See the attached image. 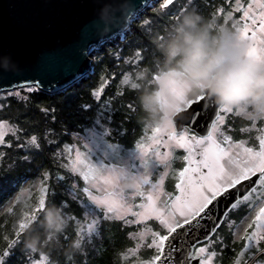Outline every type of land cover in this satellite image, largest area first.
<instances>
[{"label":"trees","instance_id":"16d2710c","mask_svg":"<svg viewBox=\"0 0 264 264\" xmlns=\"http://www.w3.org/2000/svg\"><path fill=\"white\" fill-rule=\"evenodd\" d=\"M176 1H179V5L187 2ZM160 4L159 0L157 4L145 7L142 14L133 19L124 37V34H120L95 47L97 50L91 54L93 69L70 87L57 92L40 88L38 91H26L23 95H9L10 90L1 91L0 121L9 122L12 128L4 136V143L0 144V253L9 247L11 240L17 238L20 222L24 220L27 223V227L20 232L19 243L13 249L7 264H27L26 257L37 261L43 255H47L56 264H123L121 253L128 244L126 240L129 239L132 225L119 220L105 221L104 226L99 228L100 237H94L92 243L82 245L79 251L74 252L70 248L71 241L79 238L76 236V228L80 222L75 225L67 217H81L82 208L69 199L68 186L75 182L81 187L83 181L80 176L71 175L63 167L69 163V154L65 152V148L74 146L76 149L82 143L81 136L87 134L84 130L93 126L94 118L106 103L112 117L109 125L116 126V130L106 137L107 141L129 149L138 142L145 143L146 120L149 116L141 105L140 97L159 87L154 78L168 67L165 64L164 47L176 34V27L186 15L199 14L202 17L200 26L207 28L209 32V42L217 35L219 46L223 42V31L212 30L209 25L217 28L224 26L227 31H231L235 18L241 16L239 12L234 13V18L230 21L224 15H216L220 8L228 13L235 7L234 3L230 6L229 0H192L183 14H180L181 9L176 5L170 6L161 14ZM144 16L158 22L159 26L152 37L143 29L140 17ZM237 26L241 27L242 24ZM161 32L163 37L160 36ZM115 46L128 54L132 52L131 48L134 50L140 46L143 58L138 63L131 60L123 62L115 56ZM97 57L100 61L96 60ZM126 77H130L129 83H123ZM133 83L139 87L133 89ZM102 84L105 86L97 101L92 93L99 90ZM129 105L133 106L131 110ZM82 106H91V109ZM250 124L251 121L244 116L235 115L226 122L224 131L232 133L236 138H247L254 134V129L247 132L241 129ZM256 125L258 128L263 127V123L258 120ZM32 137L37 138L39 147L31 142ZM74 152L71 153V158ZM177 162L174 161L176 168ZM59 177L64 179H58ZM167 183L168 186L173 184L171 175ZM43 188L47 189L43 194L46 209L53 205L61 208L67 220L64 232L55 239L51 235L45 237L46 210H39ZM65 201L69 205L67 208L61 206ZM247 212L248 209L237 211V223ZM33 214L36 219L29 220L28 217ZM153 223L158 225L157 221ZM234 231L235 228L228 232V241L224 245L219 244V248H215L220 250L219 262L222 259L229 261L237 253L240 242L232 237ZM32 237L42 241L35 248V253L26 246ZM45 240L48 242L44 243ZM206 242L208 241L200 245H205Z\"/></svg>","mask_w":264,"mask_h":264},{"label":"snow or ice","instance_id":"6c2138e0","mask_svg":"<svg viewBox=\"0 0 264 264\" xmlns=\"http://www.w3.org/2000/svg\"><path fill=\"white\" fill-rule=\"evenodd\" d=\"M175 0H163L164 7L173 5ZM235 7L228 13L223 8L217 10L216 15H224L226 20H233L234 13H241L239 18H235L232 24L233 33L239 40L246 41L247 47L245 55L254 59L260 64H264V0H229ZM150 23L145 21V24ZM242 24V27L237 25ZM210 29L222 32L223 27L210 24ZM259 34V47H256L257 35ZM137 59L143 57L138 52ZM130 77H126L123 83H129ZM107 82H105L106 84ZM105 84L99 90L93 91L94 98L99 101ZM23 87L28 92L38 91L41 87L39 81L25 82ZM133 89L139 85L131 84ZM183 88H175L177 104L168 113L162 123L152 129L153 135L150 137L151 144L147 147L143 142H138L135 147L129 149L119 144L108 143L106 137L109 134L105 123L111 120V110L106 103L93 120V126L86 128L88 133L85 137L86 143L81 147L86 152V158L95 155L94 161L89 160L88 171L80 165V153L74 146L65 148L69 154V163L63 165L73 176H80L84 186L80 187L75 182L68 186L69 199L81 206V217L69 216L73 224L87 221L83 228L77 226L78 240L87 237L89 240L93 235H99V228L103 221L119 220L126 225H143V229L135 234H129L130 238L139 237L141 241L150 236L146 243L147 248L154 250L155 255L147 261H137V264H168L173 253L179 251L174 243L180 233L187 226L191 228L194 223L209 216L221 199L231 200L228 210H236L241 206H247L254 219L247 225V229H253L250 233L245 229V235L239 237L244 241L240 257L247 253L249 258L264 256V134L258 135V143L255 147L246 146L247 141H232L231 136L220 133L221 139L217 140L213 135L217 131L218 124L223 122L221 113H233L237 116H244L250 121L264 119V115L253 114V112L240 113L227 105L217 104L215 99L201 91L191 95H186ZM9 95H19V91L9 92ZM193 105H198V109H193ZM91 109V106H82ZM129 105V109H132ZM192 110V111H189ZM211 110L214 113V120L210 124L211 132L203 137L189 135L190 128L181 127L177 132L173 126V117L180 112L190 116L188 124H195L197 120L207 115ZM48 111V109H42ZM107 113V114H106ZM182 125L185 123L183 117H179ZM4 127L0 124V128ZM161 129L168 131L169 139L165 141L162 136H157ZM247 132L249 129H241ZM264 132V129L261 130ZM4 134L0 133V144L4 143ZM36 137L31 138V142L36 143ZM10 146V145H9ZM181 148L185 149L186 155L181 159L186 162L178 173H174L177 182L176 195L163 193L165 199L160 200V207H157L159 191L150 192L145 195L144 186L150 185L153 190H159L160 184L167 172H162L155 184H152L150 175L158 170L159 166L170 167L172 152H161L160 148ZM76 151L75 158H71V153ZM27 159V157H25ZM107 161V162H105ZM46 177L48 174H45ZM132 177L136 181V186L131 188V193H125L123 181ZM58 179H64L59 177ZM47 189H42L39 200V210H46L44 193ZM136 197L146 200L147 203H133ZM62 207L67 208L68 203L62 202ZM211 206V207H210ZM27 215V214H26ZM91 216V220L88 217ZM131 216L132 219H126ZM29 220H35V215H30ZM155 220L162 226V231H153L147 221ZM221 221H217L219 227ZM27 227V223L22 220L16 239L11 240L9 247L0 253V264H7L8 259L13 254V249L19 243V235ZM209 238L206 237V240ZM235 242V240L233 241ZM141 245L129 250L133 255L139 252ZM33 253L35 248H31ZM203 254H207L206 256ZM215 251H209L207 245L197 247L190 251L186 259L196 261V264H210L212 258L216 257ZM27 264H39V262L26 257ZM235 264H241L237 260ZM246 264V262H245ZM255 264H264V260H256Z\"/></svg>","mask_w":264,"mask_h":264},{"label":"water","instance_id":"95a60500","mask_svg":"<svg viewBox=\"0 0 264 264\" xmlns=\"http://www.w3.org/2000/svg\"><path fill=\"white\" fill-rule=\"evenodd\" d=\"M153 1L0 0V92L33 81L49 92L70 87L93 69L91 50L123 35ZM179 117L184 118L183 125ZM173 120L177 131L183 126L206 136L214 113L209 110L195 124L187 123L190 116L184 112ZM231 202L221 199L209 216L191 228L178 229L174 243L179 251L168 264H196L186 259L187 254L217 232ZM217 221H221L219 227Z\"/></svg>","mask_w":264,"mask_h":264},{"label":"clouds","instance_id":"9594fccd","mask_svg":"<svg viewBox=\"0 0 264 264\" xmlns=\"http://www.w3.org/2000/svg\"><path fill=\"white\" fill-rule=\"evenodd\" d=\"M201 19L199 14L191 13L176 27V34L164 47L168 67L160 74L159 87L140 97L144 111L152 121L165 120L168 110L160 105V98L174 75H178L190 91L207 92L217 104L230 106L240 113L251 109L257 115H264V64L247 57V42L230 31L224 33L223 43L211 47L207 28L200 26ZM127 187L131 189L133 185ZM45 218V237L58 238L67 225L62 209L55 205L47 208ZM41 242L40 238L32 237L26 246L37 248ZM80 247L78 239L71 241L74 252Z\"/></svg>","mask_w":264,"mask_h":264},{"label":"rangeland","instance_id":"374dc122","mask_svg":"<svg viewBox=\"0 0 264 264\" xmlns=\"http://www.w3.org/2000/svg\"><path fill=\"white\" fill-rule=\"evenodd\" d=\"M160 1H161V4H160L161 5V9H160L159 13H161L162 11L165 12V10H168V8L170 6H172V5H170L167 8H165L164 7V4H163V0H160ZM158 2H159V0L153 1L151 3V6L157 4ZM190 2H192V0H187L186 3H183L182 5H179V1H176L175 0V2H174L173 5L179 6V8L181 9L180 14H183L184 11L188 8V3H190ZM141 14H142V12L139 13L137 15V17H139ZM168 17H170V16H168ZM140 18H141V23L143 25V29L145 30V32L148 33V35H150L152 37L154 35V33L156 32L157 27L159 26L158 25V22L156 20H154V19H151V18L147 17V16L140 17ZM145 21H149L150 23L145 24ZM169 21H171L170 18H169ZM223 28L226 29V30L223 31V34H222L223 35V42H224L225 41L224 33L227 31V28L224 27V26H223ZM124 36H125V34L122 37H124ZM160 36L163 37L162 32L160 33ZM214 36H215L214 37V40L211 41V42H209L210 43V46L213 47V48L218 47V43H217V41H218L217 37L218 36L217 35H214ZM258 41H259V34L257 35L256 47H259L260 46ZM96 50L97 49L93 48L91 50V54H93V52L96 51ZM131 50H132V52H130V54H128L127 52L122 51L119 46H115V50H114L115 53L114 54H115V56L118 59H122L123 62H128V61L131 60L132 62L138 63L140 59H137V55L136 54L139 52L141 54V56H143V50H142V48L139 46V47H136L134 50L131 48ZM96 60L97 61H100L98 59V57L96 58ZM160 74L161 73L157 74L155 76V78H154V80H156L157 83L160 80ZM177 87L183 88L187 92L186 95H191V94L197 93V92L190 91L189 90V87L184 83V81L181 78H179L178 75H174V77L172 79V82L170 83V85H168L167 88H165V90L163 92V95L160 98V105L164 109L168 110V113H170L172 111V109L175 107V105L177 104V97H176V94H175V88H177ZM9 90L11 92L19 91V95H23L24 92L27 91L25 88H23V86H18V87L9 89ZM2 92H4V91H2ZM2 92H0V93H2ZM198 92H201V91H198ZM235 111H237V110L234 109V112ZM248 112H253V111L251 109H249ZM253 114H255V113L253 112ZM221 115L223 117V122L220 123V124H218L217 131L213 133V135L215 136V138L217 140H218L217 135L219 136L220 133L223 134V132H224L226 135H229L228 132H225L224 131V129L226 127L225 126V124H226L225 122H229L230 121V118L233 116V113H221ZM149 118L150 117H148L147 118L148 120H146V125L147 126H146L145 133L147 134V140L144 143L146 147L151 144L150 137L153 135L152 129L155 128L157 124L162 123V122L152 121ZM257 120L259 122L263 123V127L262 128H258L257 127V125H256V121ZM257 120L251 121V124L249 126H247V129H249V130L250 129H254V131H253L254 134L253 135H250V136L248 135L246 139L245 138L238 139L239 141L240 140L247 141L246 146L255 147L256 144L258 143V141L256 140V137L258 135L264 134V132L261 131L262 129H264V119H257ZM109 122H111V120H108L107 122H103L102 121V123H105V127H107V129L109 131V134L108 135L112 134L114 132V130H116L115 129L116 126L115 125L110 126L109 125ZM0 124H3L4 125V127L0 128V133H3L4 136H5L7 134V132L9 130H11L12 125L9 122H7V121H0ZM173 126H174L175 130L177 131L176 126H175V123H174V120H173ZM177 132H179V131H177ZM87 135H88V133L86 135H84V136H81L82 143L80 145H77L76 146V151H79V153H80V160L82 162L80 166L85 171H88L89 160L94 161L96 159L95 155L86 158V152L81 147L82 144L86 143L85 137ZM156 135L158 137L159 136H162L165 141H167L169 139V137H168V131L166 129H161V132L160 133H157ZM189 135H190V133H189ZM230 135L233 137V134L232 133H230ZM4 136H3V138H4ZM193 136H196V135H193ZM108 143L114 144V143H111V142H108ZM76 151L74 152V154L72 156L73 159L76 156ZM160 151L161 152H164V153H167L168 151H171L172 152V159L170 161V167L164 168L163 166H159L158 170L153 171L151 173L150 180H151L152 184H155L157 182V180L159 179L160 174L162 172H167V175L164 177L163 181L161 182L159 190H153L150 185H145L144 186L145 195H147L150 192H154V191H159L160 192V195H159V197L157 199V207H160L159 201L165 199V197L163 196V193L164 192H167V193L172 194V195L178 194V192L175 189V183L177 182V180H176V176L174 175V173H178L179 170L183 166H185V163L186 162H184L181 158L184 155L187 154L186 151H185V149H181V148L168 149V148L161 147L160 148ZM175 160L178 161L177 162V165H178L177 168L174 167V165H175L174 164V161ZM172 170H173V173H171ZM170 175H171V177L173 179V184L171 186H168V183L167 182H168V179H169V176ZM128 184H132L133 185L132 188H134L136 186L135 179L132 178V177H129V178H127V179H125L123 181V185L122 186H123V188H125V193L126 194L127 193H131V191H132L131 189H129L127 187ZM83 186H84V182H83V184H82L81 187H83ZM141 202L147 203L146 200H142V198H140V197H136L135 200L133 201V203H141ZM91 218L92 217L89 216L88 217V220H91ZM126 219H132V217L129 216V217H126ZM237 219L238 218L233 214V212H229V214L227 215V217H226L225 221L223 222L222 226L217 230V232L209 240H207L208 242L205 243V245L208 246L209 251H215L217 253L216 257H214V258L211 259L210 264H235V262L237 260L241 261V264H243L245 261H247V264H255V261L256 260H264V256H256L255 259L249 258L248 255H247V253L245 254L244 257H240L239 256V253L242 250L243 245H244V241L242 239H239V237H242V236H244L246 234L245 233V229H247V225L252 222V219H254V213H252L250 211V209L248 208V212L245 214L244 217H242L241 219H239L240 220L239 223H237L238 222ZM86 222L87 221L80 222L79 228L83 227V225ZM153 222H155V220L147 221V225L153 231H162V226L159 225L158 222H157L158 225L155 226V224ZM104 224H105V221H103L101 225L104 226ZM236 224H238V225L236 226ZM131 227H132L131 228L132 231H131L130 234H135L137 232L142 231V229H143V225L132 224ZM234 228H235V231H234V234L232 235V237L236 241L240 242V246L236 250L237 253H235V255L232 258L229 259V261H227L226 259H224V260L222 259L219 262L220 254L218 255V253H220V250H216L215 248H219L218 247L219 244H223V243L225 244V242L228 241V232L230 230L234 229ZM252 230L253 229H247V231L249 233ZM76 236L78 237L77 231H76ZM98 236L100 237V235H93V237L90 240L87 237L83 238L81 240V247L84 244L88 245V244L92 243V239L94 237H98ZM149 240H150V236H148L143 241H141V239L139 237H137L136 239H132L129 236V239L126 240V241H128V244L126 245V249L121 253V263H123V264H126V263L135 264V261L136 260H138V261H147V260L151 259V257L153 255H155L154 250L149 249L146 246H144V245H146V243ZM138 244L141 245V247L139 249V252L136 253L135 255H133L132 252L129 251V250L135 249ZM205 245H202L201 246L200 243H199L198 246H196V247H200V246L203 247ZM261 247H262V244H261ZM203 255L206 256L207 254H203ZM37 262H39V264H56V263H53L47 255H43L40 260H37Z\"/></svg>","mask_w":264,"mask_h":264},{"label":"flooded vegetation","instance_id":"af4514ba","mask_svg":"<svg viewBox=\"0 0 264 264\" xmlns=\"http://www.w3.org/2000/svg\"><path fill=\"white\" fill-rule=\"evenodd\" d=\"M233 116H235L234 114H233ZM226 123V122H225ZM224 123V124H225ZM212 131V130H211ZM190 135H196L197 137H203V135H200V134H198L196 131H193V130H191L190 129ZM223 135H226L224 132H223ZM227 136H231L230 134L229 135H227ZM232 137V136H231ZM217 138H218V140H220L221 139V136H220V134H219V136L217 135ZM238 139H240V138H236V137H232V141L234 142V141H239ZM246 139V138H245ZM173 166V165H172ZM242 209H248L246 206H241V207H239L238 209H236V210H231V211H229V212H233V214L235 215V216H238V214L239 213H237V211H239V210H242ZM229 212H228V214H229ZM227 214V215H228ZM227 217V216H226ZM198 246V245H197ZM202 246V245H201ZM200 246V247H201ZM197 248V247H196Z\"/></svg>","mask_w":264,"mask_h":264}]
</instances>
